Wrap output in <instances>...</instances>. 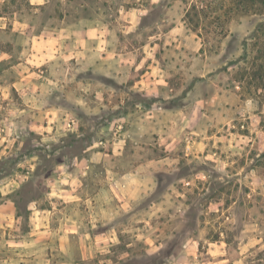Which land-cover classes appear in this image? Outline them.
<instances>
[{"label":"rangeland","instance_id":"374dc122","mask_svg":"<svg viewBox=\"0 0 264 264\" xmlns=\"http://www.w3.org/2000/svg\"><path fill=\"white\" fill-rule=\"evenodd\" d=\"M0 15V173L19 171L0 264H264V0Z\"/></svg>","mask_w":264,"mask_h":264},{"label":"crops","instance_id":"0c3cea01","mask_svg":"<svg viewBox=\"0 0 264 264\" xmlns=\"http://www.w3.org/2000/svg\"><path fill=\"white\" fill-rule=\"evenodd\" d=\"M0 18H2L1 15H0ZM3 18H5V17H3ZM1 29L2 28H0V30ZM3 55H4V49H3V47L0 46V59H3ZM0 86L3 89L12 88L13 86H15V82L4 81V83H0ZM3 94H4V96L6 95V90L3 91ZM46 136H48V135H46ZM0 138L4 139L5 137L0 134ZM1 144H3V142ZM8 145L9 144H4L3 146L5 147ZM2 150H4V149H2ZM70 175H72V174H70ZM18 176H19V171L17 169H14L12 171H8L7 173H3V172L0 173V227H3V226L8 225L10 223V221H9L10 216L13 214V211L15 209V203H14V199L12 197V192L15 190V186L18 185V183H19L17 180ZM122 176L124 177L125 185H126L127 180L132 181V178L129 175V173H125ZM75 177H77V176L72 175V177H70V178L74 179ZM121 179H122V177H121ZM113 185H114V182L109 183L108 184L109 187L96 186L93 190V195H94V197L97 196V198L96 199L93 198V199H95L94 201L95 202L96 201L101 202V198H100L101 195L102 196L105 195L103 192L104 189L107 190L108 195L111 196V191L114 190ZM58 190L64 191L63 196L65 197V199L66 198H68V199H81L82 198V193H80V194H78V192L75 193V191L73 189H71L70 186H67V187L62 186ZM79 191L81 192V189ZM50 193H51V191H50ZM56 195H58L57 192H56ZM75 196H76V198H74ZM72 201L73 200H71L70 202H72ZM46 210L49 211V209H46ZM98 221H100V219ZM99 225H101V223H99Z\"/></svg>","mask_w":264,"mask_h":264},{"label":"clouds","instance_id":"9594fccd","mask_svg":"<svg viewBox=\"0 0 264 264\" xmlns=\"http://www.w3.org/2000/svg\"><path fill=\"white\" fill-rule=\"evenodd\" d=\"M98 98H99V97H98ZM75 103H77V104H83V101H82V100H77V101H75ZM72 130L75 131L74 128H73Z\"/></svg>","mask_w":264,"mask_h":264},{"label":"built area","instance_id":"2783aa9c","mask_svg":"<svg viewBox=\"0 0 264 264\" xmlns=\"http://www.w3.org/2000/svg\"><path fill=\"white\" fill-rule=\"evenodd\" d=\"M73 119H69L68 121H67V125H70L71 123H73Z\"/></svg>","mask_w":264,"mask_h":264}]
</instances>
